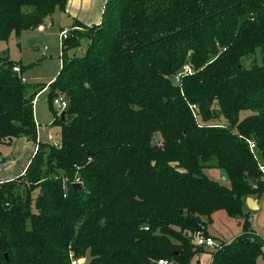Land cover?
<instances>
[{
  "label": "trees",
  "instance_id": "1",
  "mask_svg": "<svg viewBox=\"0 0 264 264\" xmlns=\"http://www.w3.org/2000/svg\"><path fill=\"white\" fill-rule=\"evenodd\" d=\"M68 1L0 0V40ZM85 27L64 40L48 85L60 145L39 142L25 173L0 183V264H71V251L86 264H199L206 248L191 233L209 234L218 210L244 232L213 236L211 264H257L264 239L246 199L264 193V0H108ZM83 38L86 51L69 55ZM16 63L0 56V143L37 140L34 101L47 84H26ZM187 64L193 73L175 82Z\"/></svg>",
  "mask_w": 264,
  "mask_h": 264
},
{
  "label": "rangeland",
  "instance_id": "2",
  "mask_svg": "<svg viewBox=\"0 0 264 264\" xmlns=\"http://www.w3.org/2000/svg\"><path fill=\"white\" fill-rule=\"evenodd\" d=\"M61 27L64 28L65 26L61 24L58 17H55L54 24H50V25L44 24L33 30H24L20 36H16L13 34L7 40H0V56L6 57L12 60L13 62H19L16 63V65L22 64L26 68V70L23 73V75L27 79L26 84L33 86L34 88L42 87L44 84H47L50 81H52V79L58 75L62 67L63 49H62L61 32L64 29H62ZM68 29L70 30L69 31L70 34H74L75 29L83 30L82 31L83 33L87 32L86 27L84 28V26L82 25L78 27L74 26L72 29L70 28ZM87 45H88V38H83L81 45L74 49H71L70 52H68V54L69 55H73L74 53L79 55L83 54L86 51ZM255 58H256L255 61H257L258 63L262 62L259 50L256 52ZM244 62L246 63V65L252 64L251 60L248 57L247 59L245 58ZM49 92L50 89L48 87V91L41 96L40 100L36 103L35 108L36 111L38 112L39 120L43 125L42 127L44 128L48 127V129L51 132V135L54 136V138H56L61 133V124L59 123L52 124L48 122L53 117V110H54L50 107ZM59 92H60L59 95H64L63 92L61 91ZM56 110L59 109L57 108ZM61 112L59 114H61ZM247 113L248 112H242L241 118L244 117ZM0 149H11V148H7L6 145L0 143ZM205 171L211 178L213 177L212 174L213 169L212 170L206 169ZM218 180L222 184L229 185V181L227 180V178L222 179L221 176H219ZM36 193L37 192H35V195ZM260 199L264 201V193L262 194ZM254 214L255 215L250 218L251 219L256 218L258 222L262 223L260 225L262 226L261 228L264 229V207L261 211H257ZM218 216H217V225L220 227L221 229L220 231H225L226 229H229L226 220L222 219L221 216L219 219ZM241 219H242L241 217L232 218V220L237 222ZM210 229H212V227ZM210 232L212 234H215V236L218 238L222 237L221 234L217 232H213V230H210ZM227 235L230 234L228 233ZM211 249H212L211 252L216 250V248L214 247ZM82 260H85V263L87 262L86 257H84V259L82 258ZM263 260L264 258L260 257L257 264H264ZM89 262L90 260L88 261V263ZM203 263H205V260L203 261Z\"/></svg>",
  "mask_w": 264,
  "mask_h": 264
},
{
  "label": "crops",
  "instance_id": "3",
  "mask_svg": "<svg viewBox=\"0 0 264 264\" xmlns=\"http://www.w3.org/2000/svg\"><path fill=\"white\" fill-rule=\"evenodd\" d=\"M107 1L108 0H69L64 9H60V8L56 9L54 13L50 17H48L42 25L54 24L55 17H58L61 24L65 26L64 28L61 27L64 30L68 28L72 29L74 26L78 27L80 25L82 26L98 25L102 22L103 13ZM51 82L52 81L47 83V87L43 89L36 96L34 101V106H36V103L40 100L41 96L48 91V85ZM55 109H57L56 106ZM54 120H55V113L53 111V117L48 122L54 124L53 123ZM35 121L37 123V140H33L30 139L29 137L24 136V137L15 138L10 143H3L4 145L7 146V148H11V149H0V183L15 179L25 173L31 159L33 158L34 154L37 151L39 142L51 143L57 146L60 145L61 143L60 135L54 138V136L51 135V132L48 129V127L47 128L42 127L43 125L39 120V116H38V112L36 111V108H35ZM212 169H213L212 179L219 181L218 180L219 176H221L222 179L225 177L221 170L215 168H211L210 170ZM253 198L257 200V204L259 207L257 210H252L250 217L254 216L255 212L261 211L264 207L263 206L264 201L262 199L256 197ZM226 214L227 212L225 210H218L215 213H213L212 215L213 221L211 225L208 227V232L210 235L216 237L215 234H212L210 232V230H213V232H217L221 234L223 238L216 237L218 238L216 239L218 242H220L219 240L230 242L231 240H233L238 235H241L244 232V226H243L244 220L241 219L237 222L232 220L233 217L229 216L228 214L227 216ZM218 215H220L222 219L226 220L229 229H226L225 231H220L221 229L217 225ZM220 216H218L219 219ZM249 222H250V229H252L257 235H259L264 239V229L261 228L262 226L260 225L262 223L258 222L256 218L253 219L249 218ZM211 227L212 229H210ZM228 233L230 235H227ZM225 237L229 239H226ZM205 248H206L205 252L200 254L199 264H211L213 260V252H211L212 250L211 248L213 247H205ZM204 260L205 263H203Z\"/></svg>",
  "mask_w": 264,
  "mask_h": 264
},
{
  "label": "built area",
  "instance_id": "4",
  "mask_svg": "<svg viewBox=\"0 0 264 264\" xmlns=\"http://www.w3.org/2000/svg\"><path fill=\"white\" fill-rule=\"evenodd\" d=\"M69 29H65L61 32V39H62V48H63V42L66 38H68L70 32ZM13 70L17 73L20 74L22 80L24 82L27 81L26 77L22 74L21 72V67L19 65L14 66ZM193 73V68L187 64L185 65L180 72H178L174 76V81L175 82H180L181 78L187 74H192ZM54 105L59 109V113L63 110H65L68 106V100L63 96L59 95L54 99ZM191 109L195 115L199 119L200 117V110L197 104H192ZM249 146L250 149L255 153L256 157L259 158V154L257 153V144L256 141L253 139H249ZM260 170L262 172V179L264 180V162H260ZM77 182H80V179L77 178ZM148 228V227H146ZM206 227L203 225L199 230L191 233L192 236V241L195 245L198 246H204V247H217L219 244L216 242L215 238L212 235L206 234L205 232ZM221 246V245H220ZM70 261L71 264H86L85 260L80 259L74 251H71L70 253ZM159 264H174L173 261H170L168 259H160L158 261Z\"/></svg>",
  "mask_w": 264,
  "mask_h": 264
},
{
  "label": "water",
  "instance_id": "5",
  "mask_svg": "<svg viewBox=\"0 0 264 264\" xmlns=\"http://www.w3.org/2000/svg\"><path fill=\"white\" fill-rule=\"evenodd\" d=\"M61 119L62 120H65V121H67V117H66V111L65 110H63L62 112H61ZM224 178H226V176L224 177ZM76 186L77 187H80L81 186V184L80 183H76ZM246 203H247V206L251 209V210H257L258 209V204H257V200L255 199V198H253V197H251V196H249V197H247V199H246Z\"/></svg>",
  "mask_w": 264,
  "mask_h": 264
}]
</instances>
